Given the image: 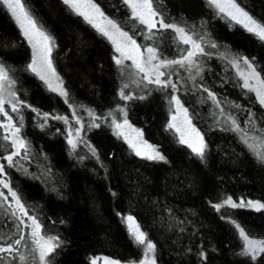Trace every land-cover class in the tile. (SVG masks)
<instances>
[{"label":"trees","instance_id":"obj_1","mask_svg":"<svg viewBox=\"0 0 264 264\" xmlns=\"http://www.w3.org/2000/svg\"><path fill=\"white\" fill-rule=\"evenodd\" d=\"M94 2L139 44L157 46L162 57L180 58L189 47L171 29L154 30V39L145 40L147 29L131 17L124 0ZM154 2L165 23H177L193 39L202 38L207 53L197 57L199 74L195 68L166 70L173 73L176 92L207 144L203 160L166 128L170 88L153 84L145 88L142 83L133 99L121 100L118 93L123 75L108 40L63 0H27L34 17L54 38L53 66L69 96L66 103L27 70L30 47L0 5V61L10 69L16 98L30 106H19L24 118L21 135L30 145L27 158L25 152L16 156L11 167L1 160L3 177L17 191L28 214L41 221L44 233L59 235L64 241L54 254V264H90L91 256L98 254L121 261L139 260L142 249L130 238L121 220L123 214L134 216L156 245L157 264H264V256L253 261L240 254L243 243L230 222L235 220L251 237L264 239V211H217L213 207L228 196L264 202V163L242 142L241 134L226 130L231 128L227 117L236 118L247 133L248 144L264 152V107L225 60L229 55L247 58L264 78V42L220 15L207 0ZM237 3L264 22V0ZM212 43L217 47H210ZM208 92L214 93L219 107ZM70 104L107 117L98 122L99 127L83 129L84 141L96 155L85 146L72 153L63 122L49 119L41 128L32 111L69 116ZM118 106H126L128 121L143 131L144 139L165 156L164 161L137 156L114 134L108 113L120 119ZM12 150L0 132V158ZM16 223L10 211L0 208V243L8 237L18 238ZM23 234L29 235L25 227ZM26 243L22 242L19 253L27 257L26 264H32L33 245L30 239ZM201 251L206 259L200 257Z\"/></svg>","mask_w":264,"mask_h":264},{"label":"snow or ice","instance_id":"obj_2","mask_svg":"<svg viewBox=\"0 0 264 264\" xmlns=\"http://www.w3.org/2000/svg\"><path fill=\"white\" fill-rule=\"evenodd\" d=\"M208 2L210 5L214 6L219 13L223 14L231 21H235L237 24L242 25L249 33L254 34L258 39L264 41V22L257 20L254 16L250 15L248 11H245L244 8L237 3V0H208ZM63 3L68 5L77 15L82 16L87 23L91 24L101 35L105 36L113 44L115 52L118 53V55L113 56L116 66L122 73L125 68L130 67L133 70L132 74L139 77V79L133 81L137 87H140L141 84L146 81V83H143V87L145 88L148 84H153L159 89H167L170 87L173 92H176L178 91L177 85L173 83L171 79L173 73L165 70L173 69L174 66H178L188 71L195 68L197 74L201 71L200 65L197 62V57L207 55L202 46V38L199 41L193 39V37L188 34L185 27H181L177 23H165V18L161 11L155 6L154 0H124V3L130 8L132 18L147 29L144 34L145 40L151 41L154 39V30L161 31L171 29L176 34V39L180 43L188 45L189 47L186 49L185 54H182L180 58L168 59L162 57L158 52L157 46L137 43L133 35H129V32L124 31L119 23L107 17L94 0H63ZM0 5L10 12L12 18L20 28L22 35L32 48V59L27 65V70L43 81L50 91L56 92L64 97L67 103L69 93L64 88L63 80L56 72L52 62V51L55 46L54 38L44 29V26L39 23L38 19L34 17L30 6L27 4V0H0ZM210 47L215 48L217 45L212 43ZM125 61H131V65H125ZM243 63L248 68L247 74L242 71L239 72V75L244 80L243 87L250 92H254L259 104L264 106V78H261L260 74L255 70L253 64L247 58H243ZM233 66L239 69L238 63L233 62ZM192 79H195V77H192ZM53 81H55V86L53 85ZM14 83L15 81L10 77V69L6 67L4 62L0 61V116L6 118V123H0V128H3L6 133L3 139L5 141H10L11 147L15 149L11 154L4 157L9 167L13 166L14 156L20 155L21 150H24V158L26 159L30 149L29 143L21 136V128L23 127L24 119L23 115H19L20 127H17L16 123L13 122V118L5 110V104H9L11 106V111L18 114L20 113L19 106L30 107L16 98L14 92L9 93L13 97L12 100L5 99L3 95L5 84L11 86ZM128 87L129 85L127 83L122 84L118 93L121 100L127 101L134 98L133 95L125 93V89ZM204 91L208 90L205 88ZM208 97L217 107L220 106L214 93L208 92ZM137 98L145 99L146 97L139 96ZM169 103L175 106V114L171 116L167 128L169 130H175V132L179 134V142L187 145L193 153L203 160L207 144L201 132L193 125L188 109L184 107L180 98L176 95L171 96ZM69 107L72 108V105L70 104ZM236 107H239V105H236ZM85 110L91 118L89 124L90 128L100 126L96 121L99 120L103 122L107 119V117L97 116L93 109ZM32 111L36 112L37 116L44 121V123L40 124L41 128L46 126L49 118L62 120L68 125L67 142L71 149L75 151L77 141L81 139L80 132L84 127L75 109H73L72 112V119L76 124L80 125V127L75 129H73L67 116L40 113L39 110L35 108H33ZM116 111L123 115L122 122L117 121L113 112L110 111L108 113V116L112 117L111 126L114 128V134L117 135L118 138H123L137 156H141L148 160L164 161L165 156L160 153L155 146L148 144L147 141L143 139V131L132 127L129 123L126 106H118ZM221 114H223V109H221ZM227 120L230 121L231 128L226 130L241 134L240 138L242 142L257 155L260 162L264 163V152L257 151L255 145L248 144L247 133L241 128L236 118L228 116ZM261 131V142L264 144V130ZM131 133H134V135ZM90 150L93 155H96L95 149L90 148ZM4 174L5 165L0 164V175ZM0 185L8 190L15 204L14 208L10 203L7 208H4V205L8 202V196H6L3 191H0V208L4 209L6 213L10 211L11 216L18 222L16 223V229L17 232L20 233L18 238L14 240L8 237V241L11 242L5 241L4 243H0V264H12V261L17 259L20 261V264H26L27 257L19 253V247L22 245V242H24V246H27L26 241L28 239L31 240L33 245L31 248V253L34 254L32 255V264H54V254L64 241L60 239L59 235L51 236L44 233L41 221L36 216H30L28 214L25 205L21 202V197L18 195L17 191L12 189L7 180H0ZM225 206L230 208L249 207L256 211L264 209V203L260 201L240 200L239 203H237L231 196H228L221 203L213 205L217 211H220L221 208ZM24 217H27L30 224L25 223ZM123 220L134 242L144 247L143 258L137 261L136 264H156V245L148 239L147 233L141 230V226L134 216H124ZM230 222L238 231L239 237L243 242V249L240 254L250 256L253 261L257 260L258 257L264 256V239H253L251 238V234L247 232L240 223L235 220H231ZM61 223H63V221H61ZM24 227L30 228L31 230L27 238L23 234ZM199 255L202 259H206V254L203 251H201ZM98 259L99 258H92L90 264H97ZM103 259L104 264H121L119 260H113L107 257Z\"/></svg>","mask_w":264,"mask_h":264},{"label":"rangeland","instance_id":"obj_3","mask_svg":"<svg viewBox=\"0 0 264 264\" xmlns=\"http://www.w3.org/2000/svg\"><path fill=\"white\" fill-rule=\"evenodd\" d=\"M208 1V0H207ZM212 6V5H211ZM214 7V6H213ZM129 8V7H128ZM215 8V7H214ZM216 9V8H215ZM129 10H130V8H129ZM8 11V10H7ZM216 11L218 12V10L216 9ZM9 12V11H8ZM219 13V12H218ZM9 14H10V12H9ZM220 15H222L223 17H225L223 14H221V13H219ZM130 15H131V17H132V14H131V10H130ZM10 16H11V14H10ZM12 17V16H11ZM108 17V16H107ZM83 18V17H82ZM109 18V17H108ZM225 18H227V17H225ZM13 19V18H12ZM84 19V18H83ZM109 19H111V18H109ZM227 19H229V18H227ZM14 20V19H13ZM230 20V19H229ZM231 21V20H230ZM14 22H15V20H14ZM232 22H235V21H232ZM16 23V22H15ZM236 23V22H235ZM237 24V23H236ZM16 25H17V23H16ZM91 25V24H90ZM240 25V24H239ZM18 26V25H17ZM92 26V25H91ZM240 26H242V25H240ZM93 27V26H92ZM243 27V26H242ZM19 28V27H18ZM94 28V27H93ZM244 28V27H243ZM95 29V28H94ZM245 29V28H244ZM19 30H20V28H19ZM96 30V29H95ZM246 30V29H245ZM97 31V30H96ZM125 31V30H124ZM20 32H21V30H20ZM21 34H22V32H21ZM130 35V34H129ZM103 36V35H102ZM24 37V36H23ZM103 37H105V36H103ZM106 38V37H105ZM107 39V38H106ZM135 39V38H134ZM26 40V39H25ZM108 40V39H107ZM26 42H27V40H26ZM108 42L110 43V45H111V47H112V49H113V56H116V55H118V53H116L115 52V49H114V46H113V44L108 40ZM264 42V41H263ZM138 43V42H137ZM27 44H28V42H27ZM29 45V44H28ZM29 47H30V61H29V63L31 62V59H32V48H31V46L29 45ZM142 51H143V49H142ZM145 55H146V53H145ZM243 58L244 57H235V56H232V55H229V56H226L225 57V60H226V62L233 68V70H234V72L236 73V75L238 76V78H239V80L241 81V84H242V86H243V83H244V80H243V78L239 75V72H244L245 74H247V72H248V68H247V66L243 63ZM233 62H235V63H238L239 64V69H237L236 67H234L233 66ZM125 65H131V61H125ZM253 67H254V65H253ZM255 68V67H254ZM255 70L257 71V69L255 68ZM166 71V70H165ZM121 72V71H120ZM132 72H133V70L129 67V68H125L124 69V71H123V73L121 72V74L123 75V77H122V79L124 80L123 82H122V84H124V83H127L128 85H129V87L127 88V89H125V93L126 94H131V95H133L134 94V92L136 91V89L138 90V87H137V85L135 84V83H133V81L134 80H137V79H139V77H137V76H135V75H133L132 74ZM258 72V71H257ZM259 73V72H258ZM142 75V74H141ZM36 76V75H35ZM37 77V76H36ZM38 78V77H37ZM39 79V78H38ZM171 79H172V82L174 83V80H173V78L171 77ZM43 82V81H42ZM44 83V82H43ZM143 83H146V81L145 82H143ZM254 83V82H253ZM44 85H45V87L49 90V88H48V86L44 83ZM53 85L55 86V81H53ZM170 88V87H169ZM171 89V88H170ZM172 90V89H171ZM10 92H14V90H13V85H11V86H9L8 84H5V86H4V92H3V95H4V97H5V99L6 100H12L13 99V97L9 94ZM53 92V91H52ZM54 93H56V92H54ZM254 93V92H253ZM58 94V93H57ZM59 95V94H58ZM172 95H176V96H178V94H177V92H173L172 91V93L170 94V96H169V99H168V102L170 101V98H171V96ZM254 95H255V93H254ZM256 96V95H255ZM16 97V96H15ZM62 97V96H61ZM179 97V96H178ZM64 98V97H63ZM13 102H15V101H13ZM182 103V102H181ZM264 107V106H263ZM73 109H74V107H72V109H71V113H70V115L69 116H67L68 118H69V121L71 122V124H72V127H73V129H75V128H78V127H80V125H78V124H76L75 123V121L72 119V112H73ZM86 109H88V108H86ZM5 110L8 112V114L13 118V122L14 123H16V125H17V127H20L19 126V124H18V121H19V114L18 113H16V112H12L11 111V106L9 105V104H5ZM75 110H76V114L81 118V123L84 125V127H83V129L84 128H90L89 127V124H90V122H91V118L89 117V115H88V112L85 110V108H83V109H77V108H75ZM173 114H175V106L174 105H171L170 103H169V117H168V122H167V125H168V123L170 122V120H171V116L173 115ZM61 116H64V115H61ZM36 117H37V119H38V121L40 122V124H42V123H44V121L40 118V117H38L37 115H36ZM49 119H51V118H49ZM48 119V120H49ZM47 120V121H48ZM111 120H112V117H110V120H109V124H110V127H111V129H112V131L114 132V128L111 126ZM122 120H123V115L121 114V117H120V119H117V121H119V122H122ZM60 121H62V120H60ZM63 122V121H62ZM97 123L98 122H100L99 120L98 121H96ZM0 123H6V118L5 117H3V116H0ZM130 123V122H129ZM193 123V122H192ZM63 124H64V132H65V137H66V141L68 140V136H67V133H68V125H66L64 122H63ZM131 124V123H130ZM132 125V124H131ZM167 125H166V128H167ZM193 125H194V123H193ZM195 126V125H194ZM132 127H134V128H136L135 126H133L132 125ZM196 127V126H195ZM197 128V127H196ZM83 129H82V131L80 132V138L81 139H79L78 141H77V147H76V149H75V151H73L72 149H71V147H70V145L68 144V146H69V148H70V151L72 152V153H76L77 152V150H78V148H80L81 146H85L86 148H87V150L90 148L89 147V145H87L86 143H85V141H84V137H83ZM136 129H138V128H136ZM168 129V128H167ZM198 129V128H197ZM171 132H173L175 135H176V137H177V140L179 141V134L178 133H176L175 132V130H170ZM0 132L3 134V136L4 135H6V133H5V131H4V129L3 128H0ZM132 135H134V133H131ZM22 136V135H21ZM117 136V135H116ZM120 139H122L124 142H125V140L123 139V138H120ZM143 139H144V137H143ZM145 140V139H144ZM146 141V140H145ZM68 143V142H67ZM126 143V142H125ZM147 143L148 144H150L148 141H147ZM127 144V143H126ZM152 145V144H151ZM185 145V144H184ZM127 146L129 147V145L127 144ZM154 146V145H153ZM185 146H187V145H185ZM188 147V146H187ZM189 148V147H188ZM13 150H12V152L13 151H15V149L14 148H12ZM129 149L135 154V152L129 147ZM190 149V148H189ZM158 150V149H157ZM191 150V149H190ZM192 151V150H191ZM12 152H10L9 154H11ZM9 154H7V155H9ZM24 154V150H21V152H20V155H18V156H22ZM195 154V153H194ZM7 155H5V156H7ZM196 155V154H195ZM4 156V157H5ZM4 157H2V158H0V164H2V161L1 160H5L6 162H7V160L6 159H4ZM16 156H14L13 157V159L15 158ZM0 180H5L4 179V177H3V175H0ZM0 191H3L4 192V194L6 195V196H8V202L6 203V205L8 206V204L10 203L11 205H12V207L14 208L15 207V204H14V201H12V198H11V196H10V194L8 193V190L7 189H4L3 187H2V185H0ZM234 201H236L237 203H239V201L240 200H244V201H248V200H252V201H259V200H254V199H249V198H238V199H233ZM223 201V200H222ZM222 201H220V202H218V203H221ZM261 202V201H260ZM262 203H264V202H262ZM225 208H230V207H227V206H225V207H223V208H221V210H223V209H225ZM243 208H249V207H243ZM249 209H253V208H249ZM220 210V211H221ZM253 210H255V209H253ZM263 211H264V209H262ZM18 215H19V213H18ZM30 215V214H29ZM128 214H123V215H121V220H122V222H123V224H124V226L126 227V230H127V232H128V229H127V225H126V223L124 222V220H123V217L124 216H127ZM30 216H32V215H30ZM24 220H25V223L26 224H30V221L27 219V217H24L23 218ZM137 221V220H136ZM26 228V227H25ZM26 230H27V232H28V234L30 233V228H26ZM142 230V229H141ZM128 234H129V232H128ZM130 236V235H129ZM130 238L132 239V241L134 242V240H133V238L130 236ZM251 238H253V239H260V238H254V237H251ZM135 243V242H134ZM243 243V242H242ZM140 247H141V249H142V256H141V258L140 259H142L143 258V253H144V247L143 246H141V245H139ZM242 249H243V247H242ZM105 257H107V258H110V259H113V260H118V259H114V258H111V257H108V256H105V255H101V254H98V255H94V256H91V258H90V261L92 260V258H99L98 260H97V264H104V259L103 258H105ZM250 257V256H249ZM139 259V260H140ZM139 260H137V261H139ZM120 262H121V264H136V262L137 261H121V260H119ZM157 264V263H156Z\"/></svg>","mask_w":264,"mask_h":264}]
</instances>
